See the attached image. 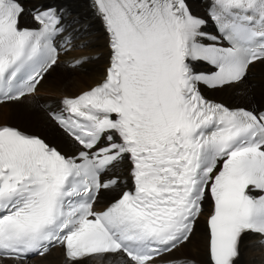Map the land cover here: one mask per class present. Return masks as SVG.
Masks as SVG:
<instances>
[{
	"label": "snow or ice",
	"instance_id": "6c2138e0",
	"mask_svg": "<svg viewBox=\"0 0 264 264\" xmlns=\"http://www.w3.org/2000/svg\"><path fill=\"white\" fill-rule=\"evenodd\" d=\"M93 3L109 66L50 113L77 152L0 124V257L28 264L59 245L70 264L106 255L156 264L190 242L207 197L211 264H236L245 234L264 245V112L229 109L198 86L239 82L264 61V0H210L206 18L187 0ZM25 12L22 0H0V105L34 93L57 64V11H33L36 28L21 26ZM201 61L215 70L198 72ZM125 158L132 188L96 210L121 182L104 177Z\"/></svg>",
	"mask_w": 264,
	"mask_h": 264
},
{
	"label": "bare ground",
	"instance_id": "6f19581e",
	"mask_svg": "<svg viewBox=\"0 0 264 264\" xmlns=\"http://www.w3.org/2000/svg\"><path fill=\"white\" fill-rule=\"evenodd\" d=\"M49 1L58 3L59 6L74 12L70 16L76 20L74 25H78L75 33L79 34V39L87 41L80 51L69 52L67 56L80 57L82 63L83 56L80 54L98 55L95 58H88L79 68L64 67L63 75L56 80H50L48 73L54 72L58 66L50 69L38 84L36 93L39 94V98L29 94L19 101L0 105V124L11 123L21 126L28 131L42 134L48 141L62 147H73L72 140L47 117L45 108L51 107V104H60L61 96L74 95L102 79L108 65L107 35L101 27L100 20L91 13V10H95L91 0H32L31 2L37 5ZM206 3L207 0H193L192 6L194 10L201 11ZM250 69L251 76L246 81L214 88V97L234 105L241 103L264 104V61L254 62ZM49 81L53 82L49 83ZM119 168L127 170L126 165L119 166ZM125 176L124 173L121 174L122 178ZM124 184H118L113 189L102 190L98 198V206L106 204ZM204 217L205 213L202 211L190 242L174 249L168 256L176 257L177 264H211L207 243L208 232ZM252 239L249 236H244L241 240L240 255L236 264H264V245H253ZM123 261L119 255L90 256L84 258L81 264H118ZM0 264H15V261L0 258ZM28 264H70V262L64 258L61 247L55 246L43 256L30 258Z\"/></svg>",
	"mask_w": 264,
	"mask_h": 264
},
{
	"label": "rangeland",
	"instance_id": "374dc122",
	"mask_svg": "<svg viewBox=\"0 0 264 264\" xmlns=\"http://www.w3.org/2000/svg\"><path fill=\"white\" fill-rule=\"evenodd\" d=\"M63 68L64 67H60V66L58 68H56V70L49 75V79L50 80H56V78H59L61 75H63L62 74L64 72ZM51 82H53V81H49V83H51ZM244 97L246 98L247 96H244ZM19 127H21V126H19ZM21 128H23V127H21ZM25 130H26V128H25Z\"/></svg>",
	"mask_w": 264,
	"mask_h": 264
}]
</instances>
